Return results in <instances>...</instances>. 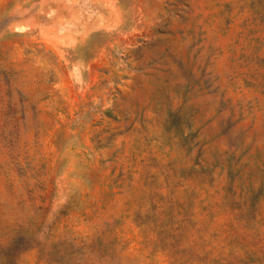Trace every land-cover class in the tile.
Wrapping results in <instances>:
<instances>
[{
  "label": "rangeland",
  "instance_id": "rangeland-1",
  "mask_svg": "<svg viewBox=\"0 0 264 264\" xmlns=\"http://www.w3.org/2000/svg\"><path fill=\"white\" fill-rule=\"evenodd\" d=\"M0 264H264V0H0Z\"/></svg>",
  "mask_w": 264,
  "mask_h": 264
}]
</instances>
